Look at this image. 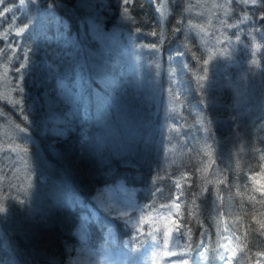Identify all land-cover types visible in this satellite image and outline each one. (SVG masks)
Here are the masks:
<instances>
[{"label":"trees","instance_id":"1","mask_svg":"<svg viewBox=\"0 0 264 264\" xmlns=\"http://www.w3.org/2000/svg\"><path fill=\"white\" fill-rule=\"evenodd\" d=\"M216 1L224 5L219 15L227 11L223 24L211 20L205 24V15L201 14L191 18V0H168L169 17L161 33L156 5L152 2L104 0V8L98 15L104 19L100 24L105 32H110L120 16L116 4L121 3L128 17L125 29L135 34L136 51L141 52L143 46L151 45L158 37L160 62L146 63L150 60L147 55L154 54L143 53L142 64L147 68L141 74H149L151 78L144 85L138 81L141 75L135 73L139 65L134 69L120 55L121 45L108 48L118 50L113 56L112 52L103 56L91 39L87 48L92 51L93 61L99 59L98 65L108 64L107 71L116 80L115 89L103 90V95L110 92L114 99L109 109L105 107L98 114L105 128H109V120L112 127L119 125L114 109H120L128 123L156 131L160 123L170 119L165 115L166 110L163 112L164 101L168 99L177 112L172 117L175 120L168 122L185 138H193L197 109L202 108L203 100L218 102L220 108L215 114L219 118L214 128L221 138L215 136L212 140H222L223 146L238 143L246 151L241 163L226 171L222 169L220 175H213V166L206 164L208 153L201 150L202 139L197 131V140L182 142L180 153L170 161L155 150V137L152 141L138 138L119 155H115L116 149L112 152L101 149V143L90 138L97 130L94 120L98 116L71 120L65 115L68 107L57 89L59 86L64 87L62 91L78 88L77 78L80 80L81 73L90 70L88 64L84 66L86 55L82 51L85 50L78 47L84 42L82 34L88 36L85 21L88 12L79 10L75 0H40L41 5L29 8L30 13L36 10L37 14L46 6L51 16L46 25L32 24L19 44L7 36L8 43L12 42L11 47L17 51L7 50L0 61L9 68L5 79L14 102L6 103L3 95L0 112L16 134L17 146L25 155H34L40 169L29 164L19 188L17 185L14 189L5 186L0 189V264H78L76 256L85 247L102 255L107 241L103 217L108 215L101 212L95 201L105 187L119 182L136 190L138 209L131 218L136 225L126 227L123 222L111 219L116 226L115 247L123 248L130 260L140 257L141 247L151 242L161 243L164 218L173 215L185 264L195 263L199 249L208 254V264H216L222 261L218 249L221 217L228 215L241 234L243 247L230 252L228 264H264V0ZM4 9L9 12L6 24L10 29L24 24L23 17L18 19L19 8L12 0H0V10ZM106 9L114 14L110 15ZM198 23L220 30L233 24L241 32L240 40L245 47L238 48L235 60L242 68L236 81L228 79V73V78L224 76L233 85H228V89H217L225 83L223 77L210 82L206 90L197 87L200 83L193 75L203 68L204 54L190 27ZM63 37L66 42H61ZM116 39L125 43L124 37ZM174 45L180 47L178 53L188 56L184 63L190 61V67L184 66L182 60L174 62L177 60ZM251 48L253 53L249 51ZM231 70L235 78L236 69ZM159 71L161 76L152 80ZM85 87L91 99L99 84L92 80ZM234 89L235 94L231 92ZM241 92L248 100L246 110L240 108ZM45 97L49 102H43ZM40 100L46 107L40 104L42 108H38ZM44 114L51 115L55 126L62 130L43 127ZM133 117L140 122L132 120ZM136 129L141 130L139 126ZM131 131L135 134L134 128ZM212 154L214 161H218L216 148ZM2 171L6 172L4 184H16L9 180L11 170L3 166ZM255 177L262 179L260 187L253 180Z\"/></svg>","mask_w":264,"mask_h":264},{"label":"rangeland","instance_id":"2","mask_svg":"<svg viewBox=\"0 0 264 264\" xmlns=\"http://www.w3.org/2000/svg\"><path fill=\"white\" fill-rule=\"evenodd\" d=\"M147 1L152 2L153 5H156L159 21V31L163 33V30L165 29L164 26L169 17L168 0H158L156 3L155 0ZM12 4L16 5L19 8L18 19H21V17H23L24 19H21V21H23L24 24L20 28H16L14 30L10 29L9 25L6 24V17L9 12L6 9L0 11V58L2 57L1 55L9 49H11V53H15L17 51L16 48L11 47L12 42L8 43L7 36H12V39L10 41L15 40L17 44H19L21 37L24 36L25 33H29V30H31L32 24H34L35 22H42L46 25V23L49 22L47 21V18L51 16V10L48 9V7L46 6L39 10L37 14H35L36 10H34V14L29 12L30 7L41 5L40 0H12ZM75 6L79 10L88 12L85 17V21L87 22L88 28V36L85 33L82 34L81 39L84 42L82 44H78L79 49L81 48V50H85L82 51V53L86 55V58H83V62L85 63L84 66L88 64L89 69H91L99 64V62H96L97 60H99L98 58H95L94 61L91 59L90 54L92 53V51H89V48H87L89 47V39H91L92 41L94 40V42L97 43L100 50L104 54L103 56H108L111 52L113 56V54L118 52V50H109L108 48L110 46L115 47L121 45L123 50L120 51V55L123 57V59L128 60L134 69L139 65L135 70L136 74L141 75L138 81H142L143 85L145 83H148L151 80V78H149L150 75H147L146 73L144 75L141 74V71L147 68L143 65L144 63L142 64L145 58L143 53L147 54V52H149V54H154V56L147 55V58H149L150 60L146 63H149L153 60H157V63L160 62L161 55L158 52L159 48H156V45L158 43V37H156L155 41L151 43V45L143 46L144 50H142L141 52L136 51V47H134L133 45V42L135 40V34H131L128 32V30L125 29L128 17L126 16L125 11L121 8V3L120 6L118 3L116 4V8H118L120 11L118 12L120 13V16L115 20L114 24L109 29L110 32H105L104 29H102L103 24L101 25L100 21L103 18L98 15L102 12V9L104 8V0H75ZM223 6L224 5L222 2L218 3V1L216 0H191L189 14L191 18L195 17V14H197L198 16L200 14L205 15V24L209 23V20H211V22L215 21L216 23L223 24L224 19L227 15V11H223V16L219 15L218 12L219 9L223 8ZM203 8L206 9L202 10ZM11 10H14V8H11ZM106 11H108L110 15L114 14L113 11H111L110 9H106ZM221 26L223 27V25ZM211 27L212 26L202 25L200 23H198L197 25H192L190 27L191 33L194 39L196 40L198 47L204 54L203 68L200 69L198 72H195L193 76L200 83V85H198L197 87L202 90H206L210 82L213 83V81H218L221 77H223L221 78V80H224L225 83H221V85L217 87V89L220 91L222 88L228 89V85L233 86L231 84H228V81L224 79V76H227V73L230 74L229 78L227 76L228 79L232 78L236 81L238 70L241 71L242 67L241 63H238V61L235 60V54L238 53V48L240 46L244 48L245 44L242 43L240 40L241 32L236 29L238 27L237 25L235 26L231 24L230 26H227V28L221 29L225 30V32L221 31L220 29H217L216 27ZM116 37H124L125 43H120V41H118ZM64 39L65 37L61 39V42H66L63 41ZM178 49L179 51H181L180 47H176L174 45L173 51L177 52V58H175L177 60L174 61L175 59H173V61L178 63V61L180 62L182 60L184 66L188 65L190 67L192 65L190 61H188V63H184L186 62V58L189 60L188 56L184 52L178 53ZM249 51L253 53L252 48ZM195 60L197 63L199 59L196 58ZM8 61H10V56L8 58ZM99 66H101L103 71L107 73L108 80L114 83V86H108L106 84L107 89H115L116 80L111 77L108 73V64L104 63ZM231 68L234 70L236 69L235 78L232 75ZM8 73L9 68L6 64H4V62L0 61V99L3 100L4 95V97H6V100L4 101L8 104H11L10 101L14 102L11 95L12 92L10 90V87L8 88L5 79ZM155 76L154 77L156 79L157 75ZM160 76L161 71L158 72V77ZM76 82H78L77 86H79L78 78ZM63 88V86H59L57 89L60 90L61 97L68 107V111L65 115L71 120H90L91 117L96 118L98 116V118L94 120V123H96L97 126V130H94L95 133L90 138L91 140L95 138L97 142L101 143V149H108L111 152L116 149V152H114L115 155H119V153L125 152L126 150L123 149H126L127 146L130 144L136 143L138 138L140 139L144 137L145 141H152V139L155 137V139H157V146L155 150L157 152H161V154L163 155L162 158L164 160H166L165 157H168V160L170 161L172 158H175L180 153L179 147L182 142L186 141L187 139L197 140V134L199 133L200 138L202 139L201 146L203 145L201 150L208 153L206 164L208 165V167L213 166V175L217 173L220 175L222 173V169L226 171L234 168V166L237 165L239 162L241 163V158H245L246 151L245 149H243L242 146H239L238 143L223 146L224 143L221 142L222 140H212V138L215 136L221 138L220 135L215 133L214 128L216 120L219 118L217 116L218 113L215 114L217 108L219 107L218 102L206 101L207 99L203 100L204 105L202 106V108L197 109V119L194 122L197 123L196 127L194 128H196V131L198 133L193 130L191 134L193 138H185L183 136L184 134L181 133L178 128L172 126L168 122L169 120L171 122L175 120L172 117H175L177 115V112L175 113V109H173V106L168 103V99L164 101L163 112L165 114L166 110L165 115H168V117L170 116V119L164 121L163 124L160 123V128L156 131L153 128L148 130L146 126L145 128L140 126V124L135 125L133 122L128 123L126 121L127 119L123 117V112L120 109H114L115 115L118 117V120H120L119 125L113 124L112 127L111 121L109 120V128H105V126H102V122L98 114H100V112L105 111V107L109 109L110 104L113 103L114 99L110 92H108L107 95H103V98L100 99L99 103L92 100L93 95L91 96V99L87 95L82 96L79 100V107H77L74 101V97L71 95V90L65 89L62 91ZM236 91L237 90L234 89L231 92L235 94ZM238 97L240 108L246 110L245 107L248 105V100L247 97L244 96V92L239 93ZM90 100L93 101L94 104H92V102L90 103ZM237 100L238 98L236 99V101ZM43 102H49L48 97H45L43 99ZM70 102L72 103L71 108L69 107ZM41 103L42 100H40L38 108H42V106H44V103L43 105ZM46 113H49V111ZM169 113H171L172 116ZM51 117L52 116L49 114L43 115V127H45L47 130H62V128H58L57 126H55L56 122ZM132 120L140 122L139 118L133 117ZM138 126L141 128L140 131L136 129ZM130 128H134L135 134L132 133L133 131L130 132ZM85 130H89V128ZM17 145L18 142L16 141V134L12 129H10L9 123L5 119L3 113L0 112V189H2L4 186L7 188L12 187L14 189L17 187V185H19V188L24 180L22 176L23 171L27 168L29 164H33L35 165V167L40 169V165L36 160L35 156L25 155ZM214 148H216L217 150L218 161H214L215 157L212 154ZM42 165L43 164L41 162V166ZM3 166H6L7 170L9 171L11 170L8 175V177H10L9 180L15 182L16 184H4V179L6 178L4 174H6V172L3 173ZM20 176H22L21 179ZM253 180L256 182V185L258 187L261 186L262 179H260L259 177H255L253 178ZM135 196L136 190H132L122 182L105 187L103 189V191L95 201L97 202V205L101 212L108 215L106 217H103V223L106 230V233L104 235L107 238V241L105 246H103L102 248V255H98V253L94 250L85 247L76 256V263L185 264L186 258L181 255V243L178 241L177 230L173 222V215H170L169 219L164 218V236L161 243L159 245H155L154 242H151L141 247L139 252L140 257L137 260H130V256L123 248L115 247L117 235L116 226L113 224V221L111 219H115L119 223H125H122V225L126 227L129 225H136L135 221L131 219L133 218V215L137 212L138 209ZM223 216L225 215H222V217ZM222 217V224L220 222L221 229L219 231L220 242L218 244V249L220 251L222 261H220V259V262L218 261L216 264H228V259L230 257H228V255L230 254V252L232 250L237 249L238 247H240L239 250L243 249L241 234L236 228V225H233L235 223L231 222L228 219V215L225 216L224 219ZM108 218H110V220ZM199 250L200 251L196 254L194 264H208V254L203 249ZM131 261L133 262L131 263Z\"/></svg>","mask_w":264,"mask_h":264},{"label":"snow or ice","instance_id":"3","mask_svg":"<svg viewBox=\"0 0 264 264\" xmlns=\"http://www.w3.org/2000/svg\"><path fill=\"white\" fill-rule=\"evenodd\" d=\"M125 3H127V0H125ZM2 11V10H0ZM92 80H95L97 84H99V87L94 89L92 100L99 103L100 99L103 98V90H106V84L108 86H114V83L108 80L107 73H105L101 66L96 65L93 68H91L88 71H83L80 75L79 80V87L75 89H71V95L74 97V101L79 107V100L80 97L86 95V84H89ZM66 83V82H65ZM76 82L73 81V84ZM90 103L92 101H89ZM69 107H72V103H69Z\"/></svg>","mask_w":264,"mask_h":264},{"label":"bare ground","instance_id":"4","mask_svg":"<svg viewBox=\"0 0 264 264\" xmlns=\"http://www.w3.org/2000/svg\"><path fill=\"white\" fill-rule=\"evenodd\" d=\"M170 5V4H169ZM143 76V75H142ZM156 77V76H155ZM155 77H154V79H155ZM158 77V76H157ZM163 79V78H162ZM148 80V79H147ZM152 80H153V78H152ZM156 80V79H155ZM150 82V81H149ZM157 84V83H156ZM161 85H162V83H161Z\"/></svg>","mask_w":264,"mask_h":264}]
</instances>
